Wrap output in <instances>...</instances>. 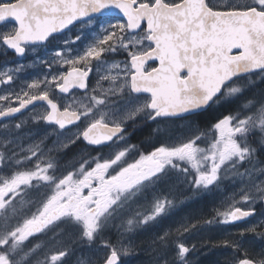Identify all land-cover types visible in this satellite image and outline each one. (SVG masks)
Segmentation results:
<instances>
[{"label":"snow or ice","instance_id":"snow-or-ice-1","mask_svg":"<svg viewBox=\"0 0 264 264\" xmlns=\"http://www.w3.org/2000/svg\"><path fill=\"white\" fill-rule=\"evenodd\" d=\"M0 24L20 57L59 42L41 76L0 71V264H73L84 246L102 255L77 264H126L179 185L238 182L209 217L152 239L150 264H190L194 229L264 205V0H0ZM37 105L49 132L25 144L27 122L5 121ZM249 234L264 240V220L206 243L225 264H264Z\"/></svg>","mask_w":264,"mask_h":264},{"label":"flooded vegetation","instance_id":"flooded-vegetation-1","mask_svg":"<svg viewBox=\"0 0 264 264\" xmlns=\"http://www.w3.org/2000/svg\"><path fill=\"white\" fill-rule=\"evenodd\" d=\"M10 26V24H0V31H3ZM75 31H79V29H76ZM91 35H94V33ZM71 37L72 34L69 33L65 38ZM58 43L59 42H53L52 44L45 47H36L35 50L29 51L24 57L17 56L11 50H5L4 48L0 47V71H6L10 68L23 65V71L18 74V84H23L32 78L41 76L47 71L45 66L41 63V60L50 58L54 54L56 45ZM119 59H122V57ZM94 82L95 81L93 78V83ZM42 111V105H37L35 108L30 106V109L23 110L21 113H18L15 118H12L11 121L5 122L15 123L19 121H26L27 123H25L23 128L21 139L25 142V144H27L29 141L36 140L49 132L48 126L44 123L37 124L32 122L33 116L40 114ZM3 136L4 134L0 132V142H3ZM140 138L141 137L137 135L136 139ZM104 151H107V149H104ZM232 183L233 182L230 179L225 180L220 185V188H228L232 185ZM212 213V211L209 212V215ZM261 220H264V205L258 203L256 205V215L248 218L247 223H257ZM247 223L223 225V232L219 237V240L229 235H235L241 228L246 227ZM247 239L257 251H259L261 248H264V240H262L260 237L249 234ZM229 255V249L213 247L206 243L204 247H200L199 249L195 250L190 255L189 260L190 264H212L213 262H216L217 256H223L222 259L217 262V264H225V260ZM140 256L141 257H135L134 259L131 258V262H129V264H132L133 262L136 263V261H140L142 264H149V256H143V254Z\"/></svg>","mask_w":264,"mask_h":264},{"label":"rangeland","instance_id":"rangeland-1","mask_svg":"<svg viewBox=\"0 0 264 264\" xmlns=\"http://www.w3.org/2000/svg\"><path fill=\"white\" fill-rule=\"evenodd\" d=\"M173 184L177 183V178H173ZM238 182L232 183V185L228 188H216L213 191L207 193H201L199 195L191 196L190 193L185 191L183 185H179L178 189L174 191V194L179 196V199L182 200V203H178L177 206L171 210L168 216H165L159 219L156 223L151 226L142 228L132 233L133 243L136 245L135 252L125 258L126 264L131 262V258L135 257L149 256V264L151 262L152 256L151 251L149 249V245L152 239L158 234L165 230L175 229L180 223L193 219V221L197 218L201 217H209V212H213L216 207L219 206L221 201L226 197L231 195L232 192L238 189ZM183 192L184 195H180ZM191 197L185 198V197ZM223 224L222 225H214L212 227H203L194 229L187 237L188 242L194 243L197 245V249L200 247H204L206 242L211 240L219 241V237L223 232ZM196 249V250H197ZM196 254V253H195ZM102 255V252L98 248H88L87 246L78 247L75 255L71 258L73 264H77L78 261H87V260H97L99 256ZM151 257V258H150ZM223 256H217L216 262L212 264H217L222 259ZM132 264H142L140 261L133 262Z\"/></svg>","mask_w":264,"mask_h":264},{"label":"trees","instance_id":"trees-1","mask_svg":"<svg viewBox=\"0 0 264 264\" xmlns=\"http://www.w3.org/2000/svg\"><path fill=\"white\" fill-rule=\"evenodd\" d=\"M203 119L207 120V119H210V117L205 115V117H203ZM112 238L114 241L118 239L116 232L112 233Z\"/></svg>","mask_w":264,"mask_h":264},{"label":"bare ground","instance_id":"bare-ground-1","mask_svg":"<svg viewBox=\"0 0 264 264\" xmlns=\"http://www.w3.org/2000/svg\"><path fill=\"white\" fill-rule=\"evenodd\" d=\"M192 199V198H191ZM188 200H189V198H188ZM202 254V253H201ZM151 258V257H150Z\"/></svg>","mask_w":264,"mask_h":264}]
</instances>
